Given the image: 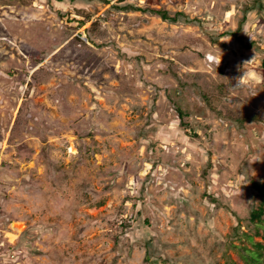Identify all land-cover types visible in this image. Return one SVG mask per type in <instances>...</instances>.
<instances>
[{
	"label": "rangeland",
	"instance_id": "374dc122",
	"mask_svg": "<svg viewBox=\"0 0 264 264\" xmlns=\"http://www.w3.org/2000/svg\"><path fill=\"white\" fill-rule=\"evenodd\" d=\"M157 1L0 0V264H245L264 0Z\"/></svg>",
	"mask_w": 264,
	"mask_h": 264
},
{
	"label": "trees",
	"instance_id": "16d2710c",
	"mask_svg": "<svg viewBox=\"0 0 264 264\" xmlns=\"http://www.w3.org/2000/svg\"><path fill=\"white\" fill-rule=\"evenodd\" d=\"M145 4L152 7L157 6V0H144ZM164 21H176V17L169 18L167 12L164 10H154ZM264 68V59L262 60ZM179 116L182 118L183 114L179 110ZM250 188L259 199V205L252 210L249 215V222L253 225V235L243 234L242 237L249 243L250 247L237 246L239 256L245 264H264V247L259 242H254L253 236H261L264 240V182L251 181Z\"/></svg>",
	"mask_w": 264,
	"mask_h": 264
},
{
	"label": "clouds",
	"instance_id": "9594fccd",
	"mask_svg": "<svg viewBox=\"0 0 264 264\" xmlns=\"http://www.w3.org/2000/svg\"><path fill=\"white\" fill-rule=\"evenodd\" d=\"M239 83H240V79L237 81V86L236 87L239 86ZM241 178L243 179V176Z\"/></svg>",
	"mask_w": 264,
	"mask_h": 264
}]
</instances>
